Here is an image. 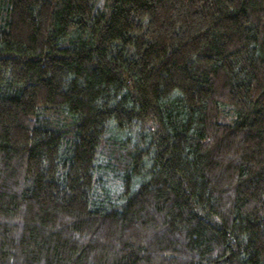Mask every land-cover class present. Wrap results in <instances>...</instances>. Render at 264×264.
Returning <instances> with one entry per match:
<instances>
[{
  "label": "trees",
  "instance_id": "1",
  "mask_svg": "<svg viewBox=\"0 0 264 264\" xmlns=\"http://www.w3.org/2000/svg\"><path fill=\"white\" fill-rule=\"evenodd\" d=\"M0 264H264V0H0Z\"/></svg>",
  "mask_w": 264,
  "mask_h": 264
}]
</instances>
